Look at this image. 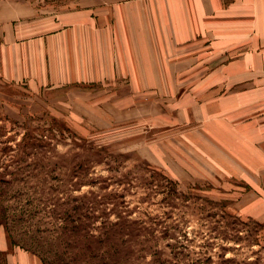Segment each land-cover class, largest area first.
<instances>
[{
	"label": "rangeland",
	"instance_id": "1",
	"mask_svg": "<svg viewBox=\"0 0 264 264\" xmlns=\"http://www.w3.org/2000/svg\"><path fill=\"white\" fill-rule=\"evenodd\" d=\"M18 5L46 36L73 7L0 0V44ZM27 25L16 37H32ZM43 61L23 59L15 82L0 57V264H264V161L235 153L225 124L187 120L196 75L132 102L38 82Z\"/></svg>",
	"mask_w": 264,
	"mask_h": 264
},
{
	"label": "crops",
	"instance_id": "2",
	"mask_svg": "<svg viewBox=\"0 0 264 264\" xmlns=\"http://www.w3.org/2000/svg\"><path fill=\"white\" fill-rule=\"evenodd\" d=\"M69 1L62 26L47 36L33 9L30 15L20 5L6 9L0 57L10 62L11 80L29 77L23 59L50 58V69L37 63L38 82L132 91L126 98L137 102L141 92L150 99L168 88L172 75H196L184 81L196 86L190 97L198 102L187 120L226 125L235 153L243 145L264 161V0ZM29 20L32 37H16ZM14 21L21 24L14 28ZM0 244L5 250L1 238ZM27 262L42 264L34 257Z\"/></svg>",
	"mask_w": 264,
	"mask_h": 264
},
{
	"label": "trees",
	"instance_id": "3",
	"mask_svg": "<svg viewBox=\"0 0 264 264\" xmlns=\"http://www.w3.org/2000/svg\"><path fill=\"white\" fill-rule=\"evenodd\" d=\"M122 222H117V223H115V226H118V225H120Z\"/></svg>",
	"mask_w": 264,
	"mask_h": 264
}]
</instances>
